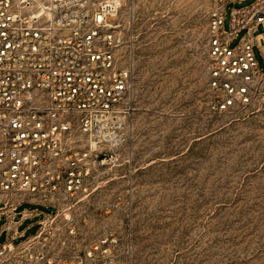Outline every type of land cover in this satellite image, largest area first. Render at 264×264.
I'll return each instance as SVG.
<instances>
[{"label":"built area","instance_id":"built-area-1","mask_svg":"<svg viewBox=\"0 0 264 264\" xmlns=\"http://www.w3.org/2000/svg\"><path fill=\"white\" fill-rule=\"evenodd\" d=\"M127 1L0 0V264H116L119 240L94 234L84 208L96 168L127 142L135 113L131 72L118 58L116 20ZM242 1L212 0L209 106L217 114L264 110L254 37L264 0L232 10L225 27L226 5ZM24 204L50 211L20 212ZM36 217L26 238L19 226Z\"/></svg>","mask_w":264,"mask_h":264},{"label":"rangeland","instance_id":"rangeland-1","mask_svg":"<svg viewBox=\"0 0 264 264\" xmlns=\"http://www.w3.org/2000/svg\"><path fill=\"white\" fill-rule=\"evenodd\" d=\"M256 1L228 3L226 29L232 10ZM211 12L212 0H128L116 20L135 113L84 208L94 234L119 240L116 264H264V110H210ZM254 37L264 69L263 26ZM34 208L50 211H19ZM37 220L19 231L34 235Z\"/></svg>","mask_w":264,"mask_h":264}]
</instances>
